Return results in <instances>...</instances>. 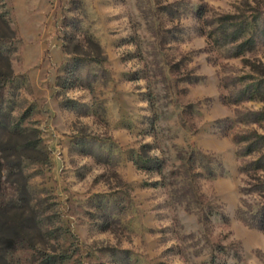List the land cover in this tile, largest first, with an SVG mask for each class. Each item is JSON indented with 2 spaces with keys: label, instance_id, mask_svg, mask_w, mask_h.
I'll return each instance as SVG.
<instances>
[{
  "label": "rangeland",
  "instance_id": "1",
  "mask_svg": "<svg viewBox=\"0 0 264 264\" xmlns=\"http://www.w3.org/2000/svg\"><path fill=\"white\" fill-rule=\"evenodd\" d=\"M258 166L264 0H0V264H264Z\"/></svg>",
  "mask_w": 264,
  "mask_h": 264
},
{
  "label": "trees",
  "instance_id": "2",
  "mask_svg": "<svg viewBox=\"0 0 264 264\" xmlns=\"http://www.w3.org/2000/svg\"><path fill=\"white\" fill-rule=\"evenodd\" d=\"M235 39H236L235 37H232L231 41H234ZM243 139H245V138H238L237 137V141H242ZM251 147H252V145L249 146V149H250L249 151H252ZM135 164L137 165V167H139V169H144V170L149 169L146 166H143V165L139 164L138 162H135ZM263 167L264 166H258L257 169H262ZM248 169L249 168H245V171H249ZM253 180H256V178H253ZM261 187L262 186H259V187L257 186L255 189L257 190V192H261L262 191L264 193V190H261Z\"/></svg>",
  "mask_w": 264,
  "mask_h": 264
}]
</instances>
